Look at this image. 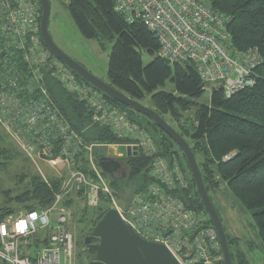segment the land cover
<instances>
[{"label": "built area", "instance_id": "2783aa9c", "mask_svg": "<svg viewBox=\"0 0 264 264\" xmlns=\"http://www.w3.org/2000/svg\"><path fill=\"white\" fill-rule=\"evenodd\" d=\"M113 2L127 22L140 21L153 34L158 42L157 57L170 63L191 64L205 90L216 83L215 88L219 87L224 97L230 98L254 85V71L261 65L262 55L256 47H234L229 17L206 0ZM40 14L34 0H0V54L7 52L0 59L1 127L30 157L32 154L39 160L73 166L82 162V167L69 170L68 177L61 176L57 200L73 191L80 193L87 205L95 207L104 195L128 227L144 239L163 244L179 264H222L220 240L209 215L193 209L181 198L183 192L189 191L190 181L179 160L160 155L149 134L131 123L97 89L76 79L66 64L40 46ZM17 53L28 66L26 73L17 71L7 58L8 54ZM46 76L58 81L64 91L79 94L94 124L108 127L118 138L130 140L106 147L135 146L136 151L151 157L147 167L149 181L133 193L127 206L115 203L106 176L94 165L93 151L104 144L86 143L72 128L50 98L44 84ZM230 157L225 155L223 159ZM50 210L21 212L12 217L7 229L0 226L2 263L69 264L72 234L67 228L68 214L59 209L53 222ZM40 231L46 235V244L39 242Z\"/></svg>", "mask_w": 264, "mask_h": 264}, {"label": "trees", "instance_id": "16d2710c", "mask_svg": "<svg viewBox=\"0 0 264 264\" xmlns=\"http://www.w3.org/2000/svg\"><path fill=\"white\" fill-rule=\"evenodd\" d=\"M34 1L41 12L39 1ZM206 1L229 17L228 28L233 46L240 50L256 47L262 55V63L254 71L256 81L252 87L243 89L230 98L224 97L219 87L212 89L209 104L196 105L190 126L181 125L184 133L177 131L191 147L210 200L212 201L210 191L225 184L231 195L247 210L252 211V223L264 246V0ZM63 4L67 5L74 25L85 39L113 41L108 56L107 83L139 101L150 94L151 102L158 108L153 110L164 120L166 118L159 111L177 118V108L188 109L194 106L193 101L204 93V83L194 67L188 63H170L157 57L155 53L158 42L153 34L140 21L127 22L115 9L113 0H69ZM37 35L40 46L49 51L55 60H59L46 47L40 32ZM143 52L153 56L145 66L142 63ZM5 54L7 52L1 53L0 59ZM7 56L17 71H27L28 66L19 53ZM69 69L76 79L102 93L110 104L125 109L127 119L152 137L160 155H178V151L172 149V144L176 143L147 116L142 114V118H139L134 109L118 102ZM167 82L172 84L174 93L160 90ZM44 84L50 98L86 143L119 144L127 141L118 138L108 127L91 123L92 115L85 103L76 96L67 94L58 81L46 76ZM1 128L0 168H4L7 161L13 160L17 154L14 148L9 147L6 139L8 134L4 136ZM225 155L231 157L224 160ZM182 156L186 166L181 159L179 161L189 175L190 187L188 192L182 193L181 198L193 209L206 212L183 152ZM95 157L96 160L101 158L98 155ZM124 160L127 167L125 177L137 180L133 194L149 181L147 166L151 157H146L138 149L136 154L126 156ZM20 181L24 188L12 199L14 206L0 207V222L9 214H15L19 208L24 212L38 210L47 207L53 200L51 187L37 174L21 175ZM60 181L53 182V187L57 188ZM108 181L114 196L118 198L123 180ZM80 195L79 193L77 196ZM107 200V197L101 195L100 203L94 209L87 208L92 228L109 209L108 205L102 204H107ZM208 219L212 223L210 217ZM225 234L232 264H250L241 251L237 248L232 250L236 239L226 231ZM38 236L40 244L47 243L44 232L40 231ZM37 245L38 243L34 246Z\"/></svg>", "mask_w": 264, "mask_h": 264}, {"label": "rangeland", "instance_id": "374dc122", "mask_svg": "<svg viewBox=\"0 0 264 264\" xmlns=\"http://www.w3.org/2000/svg\"><path fill=\"white\" fill-rule=\"evenodd\" d=\"M49 3L50 14L48 20V30L54 43L70 58L83 66L87 71H89L99 79L107 82L108 56L113 41L85 39L74 25L67 9V5L63 4L62 0H49ZM152 58L153 56L149 55L146 52H143V65H147L152 60ZM214 85H216V83L211 84V86L209 85L208 89L204 91L202 96L193 101L194 106L188 109H182L180 107L177 108V118H173L170 113H163L162 111H159L160 114L164 118H166L168 123L176 131L178 130L179 132H183V128L181 125L185 127L190 126V124L192 123V118L194 116L193 112L196 108V105L209 104L212 89L215 88ZM160 90L173 92V86L171 83L167 82L165 87L160 88ZM65 92L69 95L76 96L80 101H82L79 94H70L67 91ZM82 97L84 98V96ZM103 98L107 100L104 96ZM140 102L146 104L152 109L157 108L155 103L151 102L150 94H146ZM117 108H120L125 114H127V111L125 109H122L121 107ZM135 114L139 118H142L143 116L140 112L137 111L135 112ZM62 115L65 117L63 113ZM195 122L196 121H194V123ZM91 123H93L92 119ZM1 129V132L2 134H4V136L8 134V136H6V139L8 141L7 143L9 147L15 149L17 155H15L13 160L7 161L4 168H0V207L14 206L12 199L17 197L18 193H20L24 188V184L20 181L21 175H31L32 173L37 174L44 183H47V185L51 187L53 191L52 202H50L47 207L41 209L51 208V220L53 222H55L56 220L59 209H65V212H67L68 214L67 228L72 234V250L69 264H90L92 255L88 254L84 240L87 236H90L92 234L93 229L90 223V216L88 213L89 210L87 208H94L87 205L83 196H77L78 194L73 191L60 196L58 200L56 199V195L61 189V176L63 178L68 177V174L70 172L69 170L73 169L74 167H82V162L73 166L72 164L68 165L67 163L60 161L54 163L53 161H46L42 159L39 160L32 154L30 157L26 154L21 144H19L9 133H7L3 129V127ZM86 130H84L83 132H86ZM184 136L186 137L185 134ZM127 140L128 142L130 141L129 139ZM105 145L106 144H104V146L98 147L93 151V162L95 166H99L100 159H115L119 164L124 166L125 172L123 176L120 175V178H110L99 167L104 176H106L105 180L108 184V179L114 178V180H123V183L121 182V191L119 192L118 198L115 197V203L119 207H124L127 206L130 198L133 196L132 190L136 185L137 180L135 178L133 180H128V178L125 177L127 167L124 157L126 156L118 157L116 154V148L110 149V146L107 145L106 147ZM133 149H136L135 146H132V151H134ZM172 149L174 151H178V155L175 153H171L167 156V158L173 159L175 157V159L177 160L181 159L183 165L186 166V163L182 156V150L180 151L176 144H172ZM95 155H98L101 158L96 160L97 157H95ZM97 170L99 171V169ZM116 171H114L113 174H115ZM57 180H59L60 182L57 188H54L53 182H56ZM70 186H72V182L70 183ZM210 196L212 198L214 207L217 210V213L222 221L225 231L232 238L236 239V243L232 245V250L234 251V249L237 248L239 251H241L250 264H264V246L257 237L255 227L252 223V211L247 210L241 203H239L231 195L225 184H222L220 187L211 190ZM99 203L100 200L98 204ZM54 204L55 208L52 207L54 206ZM102 204L105 206L108 205L109 208L113 206V204L111 205V202H109L108 200L107 204ZM21 212H24V210L19 208L18 210H16L15 214H9L0 222V226L2 225L3 229H7L8 223L12 219V217ZM0 264L3 263L0 261Z\"/></svg>", "mask_w": 264, "mask_h": 264}, {"label": "water", "instance_id": "95a60500", "mask_svg": "<svg viewBox=\"0 0 264 264\" xmlns=\"http://www.w3.org/2000/svg\"><path fill=\"white\" fill-rule=\"evenodd\" d=\"M38 1L41 8L39 29L46 47L60 61L66 64L87 82L99 88L107 95L113 97L118 102L147 116L150 120L157 124V126L163 130L182 150L187 160L198 195L218 234L223 253V264H232L222 221L220 220V217L205 189L190 145L186 142L184 137L155 110L94 76L83 66L64 53L54 43L48 30V20L50 14L49 0ZM133 150L134 151H132L130 146L119 145L116 147V154L118 157L130 156L132 153H137L136 149ZM99 167L111 178L113 177L114 171L120 168V164L115 159H100ZM91 236L97 239L96 243L91 242L90 236H87L84 240L88 254L93 255V259L90 261V264H179L175 257L163 244L144 239L128 227L121 219L118 211L114 208H109L97 221L92 229Z\"/></svg>", "mask_w": 264, "mask_h": 264}, {"label": "flooded vegetation", "instance_id": "af4514ba", "mask_svg": "<svg viewBox=\"0 0 264 264\" xmlns=\"http://www.w3.org/2000/svg\"><path fill=\"white\" fill-rule=\"evenodd\" d=\"M124 172H125V170H124V166H122V165L120 164V168L117 169V171H116L115 174H113V177H115V178H120V175L123 176V175H124ZM113 179H114V178H113ZM117 180H118V179H117ZM90 237H91V242H92V243H96V242H97V239H96V238H94V237L91 236V235H90ZM94 239H95V240H94ZM89 255H91V254H89ZM92 259H93V255H92Z\"/></svg>", "mask_w": 264, "mask_h": 264}]
</instances>
